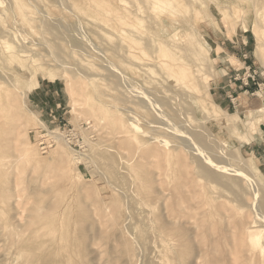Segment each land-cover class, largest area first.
<instances>
[{
    "label": "rangeland",
    "instance_id": "1",
    "mask_svg": "<svg viewBox=\"0 0 264 264\" xmlns=\"http://www.w3.org/2000/svg\"><path fill=\"white\" fill-rule=\"evenodd\" d=\"M208 1L0 0V264H264V0Z\"/></svg>",
    "mask_w": 264,
    "mask_h": 264
},
{
    "label": "bare ground",
    "instance_id": "2",
    "mask_svg": "<svg viewBox=\"0 0 264 264\" xmlns=\"http://www.w3.org/2000/svg\"><path fill=\"white\" fill-rule=\"evenodd\" d=\"M77 1H79V0H77ZM180 1H182V0H180ZM203 1V0H202ZM178 3V4H180V2H179V0H167V2H165L166 4H168L169 6H164V5H161V6H159L158 8H156V10L157 11H159L160 10V12H157L158 14H159V16H160V18H162V16H163V14L165 13V11H167V12H169V10H167V9H170L171 8V10L170 11H172V9H174L175 7L174 6H176V4H174V3ZM207 2L209 3V1L207 0ZM187 3V2H186ZM154 6H157V2L156 1H154ZM184 4V3H183ZM205 4H206V2H205ZM123 5H124V3H123ZM181 5V4H180ZM186 5V4H185ZM120 6V5H119ZM125 6V7H124ZM124 6H122V9L123 10H121V8H117L118 9V11L116 12V14H117V17H118V19H119V21H121L123 24H129V25H131V22L132 21H139V20H141V23H143L144 21H143V19H142V16L140 15V14H142V12L140 13V14H138V12L137 13H132V11L130 12L129 11V9H127V8H130V7H128L127 5H124ZM127 7V8H126ZM177 7H178V5H177ZM132 9V8H131ZM140 9L138 8V10L137 11H139ZM154 10H155V8H154ZM135 11V10H134ZM162 11V12H161ZM181 12H182V9L180 10ZM179 11V12H180ZM156 12V11H155ZM156 13V14H157ZM161 13V14H160ZM171 13V12H170ZM177 13V12H176ZM183 13V12H182ZM155 14V15H156ZM173 14V13H172ZM171 14V15H172ZM175 14V13H174ZM173 14V15H174ZM180 14V13H179ZM178 15V14H177ZM181 15V14H180ZM139 16H141V18L139 17ZM158 15H156V17H157ZM176 16V15H175ZM154 17V16H153ZM156 17H154V18H156ZM172 17H174V16H172ZM158 18V17H157ZM158 20V19H157ZM156 20V22H158ZM160 20V19H159ZM146 21V20H145ZM152 22H153V20H151ZM149 22V21H148ZM155 22V21H154ZM153 22V23H154ZM154 25H155V23H154ZM156 25H157V23H156ZM159 26V25H158ZM157 27V26H156ZM164 28H166L165 26H164ZM158 29H159V27H158ZM123 30V29H122ZM177 33V32H176ZM179 34V33H178ZM185 34V33H184ZM137 35H139V36H141V32H139V30H137V31H133V35L131 36V40H130V38H129V42H128V40H127V36L126 35H124V33L122 32V31H120L119 32V39L122 41L121 42V44H127V42H128V50H130V52H132L133 51V49L135 50V49H137V48H135L136 46H135V44H142L143 43V40L145 41V39L141 36V37H139V36H137ZM144 36V35H143ZM179 37V36H178ZM180 37H183L182 35H180ZM185 38V37H184ZM190 38V37H189ZM178 39L179 38H177V42H178ZM151 40V39H150ZM181 40V39H180ZM179 40V42H181ZM185 40V39H184ZM145 42H147V41H145ZM176 41H172L171 43H169V42H167V41H164V43L162 44V45H157V46H153V43L151 42V44L148 42V43H145V49H146V51H149L150 49H151V47L153 46V48H155L153 51H154V53H156V56H154V61H155V63H156V65H158V66H160L161 68H163V69H166L167 71H169V73L171 74L170 76H172V77H174L176 80H177V82H179V84H180V87L179 88H181L182 89V87H184L185 88V86L186 87H188L189 85H191V83L189 84V82L191 81V77H192V74H193V72H191V69L188 67V65L185 63L188 59H185V57H182V56H180V54H179V56L177 55V53H181V52H184V51H186V47H188V44L190 43V42H185V44H186V46H184V44H180V43H177ZM184 42H182V43H184ZM201 44V43H200ZM152 45V46H151ZM199 48H197V50L196 51H198V52H200V53H202V55H204V53H205V48L206 47H203V46H198ZM126 52H127V49H126ZM152 52V51H151ZM133 54H134V52H133ZM187 58V57H186ZM188 62V61H187ZM201 72V71H200ZM203 72V71H202ZM199 74H202V73H199ZM204 74V73H203ZM197 81V80H196ZM193 82V81H192ZM189 84V85H188ZM258 113H260V114H264V107H262L261 109H259L258 111H257ZM200 137H202V136H200ZM183 141V140H182ZM201 141V140H200ZM59 143V142H58ZM203 143V142H202ZM63 150V149H62ZM203 170H205V168H203ZM205 172H206V170H205ZM207 174H209L210 175V173L209 172H207ZM211 177H215V176H211ZM218 179V178H217ZM255 223H258L257 221H254L253 223H252V225H248V227H246V235H247V237H248V242L250 243V242H252V245H256L257 244V241L259 242L260 240H259V238H261L262 237V234H263V231H261L260 229H258L255 225H253V224H255ZM256 241V242H255ZM254 242L256 243V244H254ZM262 242V241H261ZM264 242V241H263ZM259 244V243H258ZM260 251H261V253H263L264 252V246L260 249Z\"/></svg>",
    "mask_w": 264,
    "mask_h": 264
},
{
    "label": "built area",
    "instance_id": "3",
    "mask_svg": "<svg viewBox=\"0 0 264 264\" xmlns=\"http://www.w3.org/2000/svg\"><path fill=\"white\" fill-rule=\"evenodd\" d=\"M48 147H49V146H48ZM44 148H45V150L48 149L47 146H45Z\"/></svg>",
    "mask_w": 264,
    "mask_h": 264
}]
</instances>
